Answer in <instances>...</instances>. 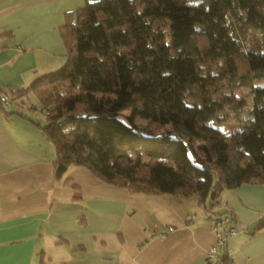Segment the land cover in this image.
<instances>
[{"label":"trees","instance_id":"obj_1","mask_svg":"<svg viewBox=\"0 0 264 264\" xmlns=\"http://www.w3.org/2000/svg\"><path fill=\"white\" fill-rule=\"evenodd\" d=\"M69 15L64 63L27 87L0 86L38 98L56 179L85 166L130 192L198 196L209 209L223 190L264 184V0H94ZM243 89L245 118L227 124L219 113L239 114ZM225 213L234 223L229 210L215 217Z\"/></svg>","mask_w":264,"mask_h":264},{"label":"crops","instance_id":"obj_2","mask_svg":"<svg viewBox=\"0 0 264 264\" xmlns=\"http://www.w3.org/2000/svg\"><path fill=\"white\" fill-rule=\"evenodd\" d=\"M88 1L94 0H0V86L8 92L27 87L60 67L66 49L59 27ZM6 95L9 104L18 100ZM4 103L0 264H206L214 243L211 222L224 210L233 213L237 229L227 237L230 258L264 264V184L223 190L210 209L198 196L130 192L99 180L85 166H70L63 174L78 185L74 189L54 177L55 149L42 132L12 120Z\"/></svg>","mask_w":264,"mask_h":264},{"label":"rangeland","instance_id":"obj_3","mask_svg":"<svg viewBox=\"0 0 264 264\" xmlns=\"http://www.w3.org/2000/svg\"><path fill=\"white\" fill-rule=\"evenodd\" d=\"M246 89L238 90L235 93L236 101L239 104V114H235V110L230 108H225L223 111L219 113V116H223L225 119V123L227 124H234L237 122V118L240 117L245 118V109L250 106V98L246 96ZM4 106L8 112H10L9 117L12 120H23L25 125L31 126L32 131H37L41 134V129L38 126V123L43 124L44 115L41 111L42 105L39 102L38 98L35 96L33 92H28L26 96L22 99H18L16 102L9 104L8 102L4 103ZM124 114H129L130 110L123 111ZM136 122H139L143 125H146L147 122L141 119L136 118ZM23 127V126H21ZM43 136V135H42ZM45 142H47V146L49 149L53 151L55 148L53 147L52 143L44 137ZM46 146V143H45ZM51 153V152H50ZM66 178L64 175L61 179L63 181Z\"/></svg>","mask_w":264,"mask_h":264},{"label":"built area","instance_id":"obj_4","mask_svg":"<svg viewBox=\"0 0 264 264\" xmlns=\"http://www.w3.org/2000/svg\"><path fill=\"white\" fill-rule=\"evenodd\" d=\"M0 99L3 102L10 101L9 97L0 92ZM211 229L214 234V243L206 251V264H237L230 258L231 249L227 245V237L237 234V229L233 225L231 215L225 213L215 217L211 222Z\"/></svg>","mask_w":264,"mask_h":264}]
</instances>
